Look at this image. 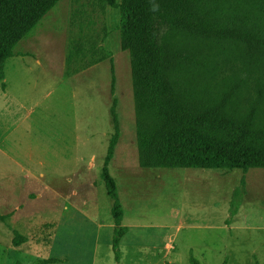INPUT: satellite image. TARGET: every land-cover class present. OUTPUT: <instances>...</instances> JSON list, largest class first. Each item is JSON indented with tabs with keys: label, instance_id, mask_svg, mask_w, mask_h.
<instances>
[{
	"label": "rangeland",
	"instance_id": "rangeland-1",
	"mask_svg": "<svg viewBox=\"0 0 264 264\" xmlns=\"http://www.w3.org/2000/svg\"><path fill=\"white\" fill-rule=\"evenodd\" d=\"M78 17L95 29L90 53L97 62L67 75L65 59L81 41ZM119 18L108 2L60 0L6 61L0 81V264L48 258L58 260L51 264H190V255L200 264H264V168L141 166L136 133L155 122L135 108ZM205 45L199 46L203 55ZM230 53L214 57L212 74L196 77L202 89L215 92L220 85L207 83L244 69L236 50ZM251 70L248 91L237 99L242 111L254 99L252 80H264V67ZM114 99L120 137L109 172L128 227L119 261L112 249V200L100 178ZM254 122L260 126L261 118ZM242 178L245 194L227 224ZM21 237L26 240L14 245Z\"/></svg>",
	"mask_w": 264,
	"mask_h": 264
},
{
	"label": "trees",
	"instance_id": "trees-1",
	"mask_svg": "<svg viewBox=\"0 0 264 264\" xmlns=\"http://www.w3.org/2000/svg\"><path fill=\"white\" fill-rule=\"evenodd\" d=\"M59 1L0 0V81L5 79L6 61L14 55V47ZM101 2H108L119 11L120 45L129 57L135 108L139 115L155 122L152 128H138L136 133L141 166L243 172L264 168V80H252L254 99L244 111L237 102L249 88L251 79L247 69L264 67V0ZM152 3L159 5L157 11L151 10ZM79 17L76 26L81 41L65 59L67 75L97 62L90 53L96 47L95 29L90 26V20ZM201 43L206 44L207 55L200 53ZM232 50L240 55L244 69L223 80L207 83L220 85L215 92L202 89L196 77L212 74L216 70L214 57H228ZM87 56L89 59L85 61ZM109 111L113 134L100 178L112 200V249L115 261H119V242L128 227L122 225L124 209L116 181L109 172L120 137L115 99ZM258 117L260 126L254 122ZM243 186L242 178L233 189L227 224L241 205ZM25 240V237L14 238L13 243L18 246ZM56 261L48 258L34 264ZM189 263L200 264L192 255Z\"/></svg>",
	"mask_w": 264,
	"mask_h": 264
},
{
	"label": "clouds",
	"instance_id": "clouds-1",
	"mask_svg": "<svg viewBox=\"0 0 264 264\" xmlns=\"http://www.w3.org/2000/svg\"><path fill=\"white\" fill-rule=\"evenodd\" d=\"M158 8H159V5H158L157 3H152V4H151V10H152V11H157Z\"/></svg>",
	"mask_w": 264,
	"mask_h": 264
},
{
	"label": "crops",
	"instance_id": "crops-1",
	"mask_svg": "<svg viewBox=\"0 0 264 264\" xmlns=\"http://www.w3.org/2000/svg\"><path fill=\"white\" fill-rule=\"evenodd\" d=\"M125 226V225H124Z\"/></svg>",
	"mask_w": 264,
	"mask_h": 264
}]
</instances>
